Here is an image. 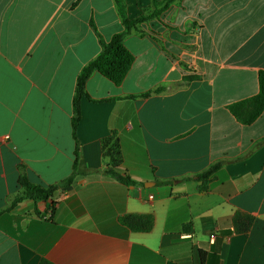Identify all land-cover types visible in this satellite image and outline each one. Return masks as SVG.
<instances>
[{
  "label": "crops",
  "instance_id": "obj_1",
  "mask_svg": "<svg viewBox=\"0 0 264 264\" xmlns=\"http://www.w3.org/2000/svg\"><path fill=\"white\" fill-rule=\"evenodd\" d=\"M124 4L133 19L150 0ZM121 30L114 0H0V264H264V110L246 125L228 109L258 92L264 0H175L140 23L123 41L134 60L122 83L86 80L80 174L11 206L19 176L48 187L72 172L77 75ZM236 211L254 217L246 234ZM127 213L150 214L152 229L131 231Z\"/></svg>",
  "mask_w": 264,
  "mask_h": 264
},
{
  "label": "trees",
  "instance_id": "obj_2",
  "mask_svg": "<svg viewBox=\"0 0 264 264\" xmlns=\"http://www.w3.org/2000/svg\"><path fill=\"white\" fill-rule=\"evenodd\" d=\"M175 0H150V4L147 7L142 8L140 15L133 19H129L126 13V7L124 0H114L116 11L120 17L122 30L115 33L108 41L100 39L101 51L88 63H86L77 75L74 94L72 99V116H71V131L75 142L74 150V163L72 172L65 179L61 180L57 184L50 185L48 187H42L40 185L31 183L28 181L25 175H21L18 178V184L21 191L15 195L11 206H14L17 202L30 198L35 203L47 201L51 198L53 193L60 189L70 185L75 176L80 174L79 160V147L80 142L77 137V127L80 121V102L81 99L87 97L85 92V83L88 77L93 72H98L115 85H120L127 75L134 56L124 46V38L131 31L137 30V26L152 18L158 17L162 11H164L169 4ZM196 76H189L186 80L195 79ZM163 90V87H156L146 93L140 94V97H146L150 94H157ZM230 113L234 118L242 124L252 123L264 110V71L258 72V92L248 98L233 102L228 105ZM111 138L104 140V152L106 156L110 157L111 165L117 162L119 156V144L117 140L110 144ZM108 144H110L108 146ZM107 147V148H106ZM108 166L103 170V173L109 175L124 185H132L135 182L128 176L118 173L112 166ZM223 165L222 161L211 164L203 172L198 175L200 184L198 189L204 191L207 189V185L214 173ZM53 207V202L50 205ZM37 212V211H36ZM254 221V217L241 212L236 211L232 216L233 230L237 234H246ZM118 222L126 226L128 229L134 232H148L152 229L153 217L150 214H134L127 213L118 217ZM185 231H191L188 226H184ZM38 264H54L46 258H41Z\"/></svg>",
  "mask_w": 264,
  "mask_h": 264
},
{
  "label": "built area",
  "instance_id": "obj_3",
  "mask_svg": "<svg viewBox=\"0 0 264 264\" xmlns=\"http://www.w3.org/2000/svg\"><path fill=\"white\" fill-rule=\"evenodd\" d=\"M64 194H61V196H63Z\"/></svg>",
  "mask_w": 264,
  "mask_h": 264
}]
</instances>
